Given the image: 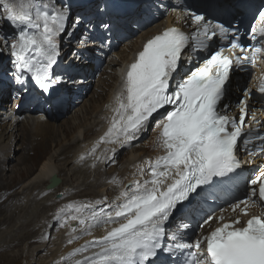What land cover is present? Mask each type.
Listing matches in <instances>:
<instances>
[{
	"label": "snow or ice",
	"instance_id": "snow-or-ice-1",
	"mask_svg": "<svg viewBox=\"0 0 264 264\" xmlns=\"http://www.w3.org/2000/svg\"><path fill=\"white\" fill-rule=\"evenodd\" d=\"M0 9V19L11 30L0 34V51L8 50L12 76L22 87L34 82L49 96L63 80L55 71L61 40L82 26L85 33L99 32L103 45L104 34L120 19L117 0H0ZM257 11L261 26L251 28V45L241 42L237 25L209 18L200 9L183 14L190 31L169 27L143 44L126 70L107 130L87 155L102 144L105 151L113 146V153L115 146L129 145L156 115L161 117L156 139L162 154L145 161L146 167L137 166L141 178L124 185L113 200L58 210V216L66 209L75 213L64 224L78 222L70 227L69 244L96 228L105 229L102 236L73 249L69 255L80 257L74 264H264V213H247L251 204L264 206V167L246 181L242 196L227 205L233 212L240 209L246 220L237 216L226 221L227 209L220 208L219 216L208 215L200 224L203 228L215 221L217 226L186 242L192 225L182 213L197 197L232 195L242 170L241 151L246 162L264 156V122L257 120L254 109L248 117L251 89H241L235 105L238 118L227 114L232 105L224 102L232 70L254 65L264 54V10ZM90 38L80 44L86 46ZM185 58L199 66L181 73ZM256 91L264 97V78ZM175 220L180 222L171 230Z\"/></svg>",
	"mask_w": 264,
	"mask_h": 264
},
{
	"label": "bare ground",
	"instance_id": "bare-ground-1",
	"mask_svg": "<svg viewBox=\"0 0 264 264\" xmlns=\"http://www.w3.org/2000/svg\"><path fill=\"white\" fill-rule=\"evenodd\" d=\"M66 1L70 2V0ZM147 5H145V7ZM144 8L140 11L142 12L141 16L135 18V24L139 23L138 25L141 26V24H145L148 21L152 22L144 29L139 30V35L137 36H134L135 34L132 32L130 24L128 25V32L120 35L123 36L121 40L123 44L119 51H113V53H111V57L109 58L110 61H108L104 71L100 74L101 76L100 79H98L95 91L92 92L89 99L84 101L82 105L74 107L75 109L72 115H68L69 117H66L62 123H56L51 120V117L55 116L54 111H52V115L43 119L40 116L41 114H36L34 113L35 111H32L34 107H30V111L32 112L28 111V115L24 114L26 119L17 121L14 119L15 121L12 122L10 120L12 117L16 118L22 113V110L17 109L20 105V101L16 100L17 98L13 101V108L11 109H14L16 112L11 115L9 120L6 119L5 113L0 110V225L2 224L8 227L7 229L5 227L4 231L0 230V259L5 261L4 264H74L75 259L80 257H72L69 255L73 249L80 247L86 241L93 239V237L102 236L105 229L104 227L96 228L92 230L91 235H83L80 239L74 240L73 243L69 244L70 227H78V222L68 221V223L64 224V219L68 215L75 213L72 210L66 209L63 214L58 216V210L68 204L78 205L104 198H107L108 201L113 200L124 185H127L133 179L141 178L137 166L146 167L145 161L151 160L153 156L158 153L159 146L156 139L158 130L156 131V129L153 128L152 130L146 129L143 131L139 138L132 141L129 145L124 147L115 146V153L110 150L113 146L110 145L109 150L105 151V146L102 144L96 149L95 154L87 155L94 143L99 140L109 126L113 115L112 109L115 106V97L119 94L118 91H116L119 69L122 66L128 68L131 57L138 52L145 39L161 31L169 24L170 20L179 23L185 30H189V28L185 26L183 14L192 9H181L176 13H181L180 17L176 14L175 17H173L174 14L169 12L170 18L163 23L162 16L159 15L160 11L164 12L161 10V8H163L161 5L154 4L147 6L145 10ZM69 23L72 22L68 21V25ZM188 23H190V21H188ZM116 28L118 29V27ZM8 29H10L9 26ZM78 29L79 28L75 30ZM10 31L11 30L8 32L10 33ZM3 32L6 31L0 29V34H3ZM73 37L74 30L70 38ZM128 37L129 39H127ZM68 38L69 37H65L61 42L67 43L68 41L66 39ZM2 43L3 42L0 41L1 48ZM80 45V41L77 40L73 46L78 47ZM117 47L118 44H114L112 50ZM5 53L0 51V60L2 61L0 70L5 63L4 61L7 60ZM61 54H64L62 50ZM99 56L101 55L94 57L98 59ZM71 57L73 56H70V58ZM94 57H87V61L80 58L82 59L81 61L78 57L79 60L74 63L77 67L71 62L73 68L79 71L78 77L85 78L87 76L86 72L91 71L93 67L91 64L94 62ZM103 58L104 57H102L98 63H101ZM190 64L187 58L183 59L181 61L180 72L188 69ZM107 68H109V70H107ZM69 71H72V68ZM231 80H233L231 87L233 84L236 86V89L233 91L234 97L231 102H229L226 97L224 102L232 105L227 111V114L238 118V108H236L235 105L238 98L242 96L240 89L242 80L239 79L238 75L234 72L231 73ZM4 83L7 84V80L4 81ZM27 87L29 86L26 85V87H22L19 85L15 88L14 94H18L21 90L26 91ZM245 87L252 90L256 87V82L251 81L247 83ZM6 93L7 89L0 87L1 100L3 96H5L2 100L4 104ZM74 93H76L74 86L65 82V88L61 95L63 97L67 95L68 99L66 101L71 103L75 102L80 97L73 100ZM45 99L47 101L51 100L50 96L46 93ZM40 103L41 100L36 104ZM63 106L64 104L62 107ZM249 107L250 111L248 117L250 118L252 115L251 110H253L251 101L249 102ZM256 118L261 121L258 115H256ZM144 136H147V138L143 139ZM36 138H38V141L35 142ZM17 141L21 142L16 145ZM12 146L14 148L13 151L15 150L18 152V150L22 149L17 155L16 162H14V154L10 152ZM125 147H130L125 153L126 158L124 161H119V154ZM30 150H35V152H32L31 156H28L29 154L27 155V153ZM240 154L241 158L245 161V163H242V167L248 170L256 168L257 165L260 169L264 167V163H258L259 157L254 158L251 162H246L248 157L242 151ZM82 156L84 159H81ZM97 156H99L100 159H96ZM60 159H63L62 163H58ZM38 162H40V164L35 168L34 165ZM6 163L9 164L7 165V170H5L4 167ZM107 163H111L113 167H110L108 170H103ZM2 164L3 167H1ZM66 167L70 177L68 182L69 187L63 189L62 186L65 181L62 172ZM70 167L71 170L69 169ZM8 171L11 174L7 177ZM54 173L60 177V182L62 176L63 182L61 185H59V182L54 187L47 189L54 193L60 191L62 187L65 198H63L62 200L64 201L61 200V203L58 205H56L54 201L48 200V197H44L47 195L45 194L44 188L48 184L49 178ZM17 174H19V177H16ZM18 185H21L22 190L17 193L18 200L16 204L14 206L12 204V209H16V211L13 213V210H11L12 213L8 214L7 211L11 206V201H13L12 195L8 193L13 191ZM42 186H44V188H42ZM14 195H16V193H14ZM203 198L204 197L195 198L190 208L182 210L184 217L190 219L192 225L189 229L190 235L195 232L196 220L203 222V219H206L208 215L219 216L220 208L227 209L224 212L226 221L234 219L237 216H239L242 221L247 218L240 209L233 212L227 206L207 212L206 207L201 202ZM32 207L34 208L32 209L34 210L33 212L31 210ZM17 211H19V213L23 211L22 213L25 214L24 218L20 217ZM247 213L248 216L260 215L264 213V206L251 204L247 207ZM62 215H64L63 220L60 218ZM180 215V213L177 214L178 217ZM26 216H28L27 218H29V220L25 218ZM37 217H39L38 220ZM52 220H54L53 226ZM179 222V220L174 222L171 230H174ZM62 224L63 226H61ZM44 226L46 228H44L43 233L35 235V227L43 228ZM216 226L217 223L215 221L210 222L209 225H205V230H207L197 231L195 239L197 240L205 236L211 228ZM47 227H51V229L48 230ZM190 235L186 234L184 236L186 242L191 239ZM8 237L9 239H7Z\"/></svg>",
	"mask_w": 264,
	"mask_h": 264
},
{
	"label": "rangeland",
	"instance_id": "rangeland-1",
	"mask_svg": "<svg viewBox=\"0 0 264 264\" xmlns=\"http://www.w3.org/2000/svg\"><path fill=\"white\" fill-rule=\"evenodd\" d=\"M66 2H68V1H66ZM3 12V10L2 9H0V13H2ZM165 18V17H164ZM163 19V18H162ZM70 22H72V21H70ZM68 23V22H67ZM8 24H6V23H4V21L2 20V19H0V29L1 30H3V29H5L6 30V32H8L10 29H8V26H7ZM139 31V30H138ZM138 31H136V33H135V35L134 36H137V35H139V32ZM76 32H80V28L78 29V30H74V37L73 38H68V39H66L68 42L66 43V44H68L69 43V45H70V48L74 45V43L75 42H77V40L75 39V37H76ZM127 39H129V37L127 38ZM74 42V43H73ZM72 44V45H71ZM122 42L120 43V44H118V47L116 48V49H114V50H112L111 52H109V54L108 55H106V56H104V55H101V56H99V58L98 59H96L95 57H94V62H93V64H91V66H93L92 68H91V71H87L86 73V77L85 78H81L80 76L78 77V75L79 74H74L73 76H72V82L71 83H68V80H66V82L69 84V85H71L72 84V86H74V88L76 89V93H74V97H73V100H75V99H77V97H79V99H77L75 102H68V101H66L65 103H64V106L62 107L63 109L62 110H56V112H55V116L54 117H51V120L52 121H54V122H56V123H62V121L66 118V117H69L70 115H72V113L74 112V107H76L77 105H82V103L84 102V101H86L87 99H89V97L91 96V94H92V92L93 91H95V89H96V86H97V83H98V79H100V74L104 71V68L106 67V65H107V63H108V61H110L109 60V58L111 57V53H113V51H119V49H120V47L122 46ZM69 47V46H68ZM68 47H65V48H67L68 49ZM0 49H2L1 47H0ZM63 49L64 48H62L61 50L63 51ZM64 50L63 52H64V54L63 55H70L69 54V52H68V50ZM73 49V48H72ZM2 52L3 53H5V54H8V50H6V49H4V50H2ZM89 53V52H88ZM71 55H72V53H71ZM77 57V58H76ZM76 57H71V59H72V62L73 63H75V62H77L81 57L80 56H77L76 55ZM78 57H79V59H78ZM87 57H89V54H88V56ZM102 57H104L103 58V60H102V62L101 63H98L99 62V60H101L102 59ZM81 61H82V59H80ZM89 63V62H88ZM107 70H109V68H107ZM106 70V71H107ZM81 78V79H80ZM232 81L233 80H231V83H232ZM77 87H79V88H77ZM236 89V86H235V84H233L232 85V87H231V84H230V88L228 89V100H229V102H231V100L233 99V97H234V93H233V91ZM78 91V92H77ZM67 96V95H66ZM7 97V96H6ZM237 97V96H236ZM5 98V96H3V98H2V100ZM1 100V101H2ZM16 100H18V99H16ZM13 101H14V99L11 97L10 98V101H9V99L6 101V103L4 104V102L2 101V104H3V106L1 107L2 109H1V112H3V113H5V117H6V119H8L9 120V118L11 117V114H13L14 113V109L13 110H11L12 108H13ZM60 101H61V99H60ZM38 109V110H37ZM36 110L37 111H35L34 113H36V112H40L42 109H40V108H37ZM11 110V111H10ZM28 115V113H26V112H24V113H22V115L19 117V116H17L16 118H11L10 120L12 121V122H14L15 120L14 119H17L18 118V120H22V119H26V116L25 115ZM42 115V114H41ZM69 115V116H68ZM4 116V115H3ZM8 117V118H7ZM43 118V117H42ZM44 119V118H43ZM144 138H147V136H145V137H143V139ZM37 139V140H36ZM35 139V142L36 141H38V138H36ZM21 141H17L16 142V145H17V143H20ZM15 145V146H16ZM35 147V146H34ZM130 147H125L124 149H123V151L119 154V157H118V159H119V161H124V159L126 158V155H125V153L128 151V149H129ZM11 153L12 154H14L13 156H15V159H14V162H16L17 161V155L20 153V151H22V149L21 150H18V152L17 151H13V146L11 147ZM14 152V153H13ZM34 153L35 152V150H33V151H29L28 153H27V155L28 156H31V153ZM35 156V155H34ZM34 156H32V157H34ZM31 157V158H32ZM41 161V160H40ZM13 162V163H14ZM63 162V159H60L59 161H58V163H62ZM39 164H40V162H38L36 165H34V167L35 168H37L38 166H39ZM7 165H9V164H4V167H5V170H7ZM1 167H3V164L1 165ZM110 167H113V165H111V163H107V165H105L104 166V169L103 170H108ZM34 168V169H35ZM70 170H71V167L69 168ZM68 172V173H67ZM9 173V174H8ZM8 173H7V177H8V175H10L11 173L8 171ZM64 174V175H63ZM62 176H63V178H64V181H65V183H64V185L62 186L63 187V189L64 188H67V187H69L68 186V182H69V179H70V177H69V171L67 170V167L64 169V171L62 172ZM62 176H61V182H60V184L59 185H61L62 184V182H63V178H62ZM16 177H19V174H17V176ZM21 177V176H20ZM66 180H68V181H66ZM65 186V187H64ZM62 187H61V190L60 191H57V192H54V193H52L51 191H48V189L45 187L44 188V186H42V188H44V191L46 192L45 194H47V195H45L44 197L45 198H47L48 200H52V201H54L55 203H56V205H58V204H60L61 203V200L63 199V198H65V195L63 194V189H62ZM56 188V187H55ZM54 188V189H55ZM81 188V187H80ZM21 190H22V187H21V185H18L16 188H14V190L13 191H11V192H9L8 194H11L12 195V198H13V201H11V206L9 207V210L7 211V213L9 214V213H14L15 211H16V209L14 210V209H12L13 208V206L16 204V201L18 200V196H17V193L18 192H21ZM51 192V193H50ZM14 193H16V195H14ZM58 193H60V195H58ZM49 194V195H48ZM58 200V201H57ZM62 201H64V200H62ZM12 204H13V206H12ZM11 208V209H10ZM32 209H34L33 207L31 208V210ZM11 210H13L12 212H11ZM18 210H19V208H18ZM10 211V212H9ZM34 210H32V212H33ZM18 213L17 214H19V216L20 217H23L24 218V215L25 214H23L22 212H20L19 213V211H17ZM28 216H26L25 218L27 219V220H29V218H27ZM22 218V219H23ZM60 218H62V220H63V218H64V215H62V216H60ZM39 219V217H37V220ZM61 222V221H60ZM53 223H54V220H52V226H53ZM62 223V222H61ZM47 225V224H46ZM45 225V226H46ZM43 227V228H37V227H35L36 228V232H35V235H40V234H42L43 233V231H44V228H46V227ZM5 227H6V225H0V230L1 231H4L5 230ZM8 227H6V229H7ZM3 229V230H2ZM10 229V228H9ZM47 229L49 230V229H51V227H47ZM46 229V230H47ZM7 239H9V237L7 238ZM23 244V243H22ZM25 245V244H24ZM1 253V252H0ZM5 263V261L3 260V259H0V264H4Z\"/></svg>",
	"mask_w": 264,
	"mask_h": 264
},
{
	"label": "water",
	"instance_id": "water-1",
	"mask_svg": "<svg viewBox=\"0 0 264 264\" xmlns=\"http://www.w3.org/2000/svg\"><path fill=\"white\" fill-rule=\"evenodd\" d=\"M59 182H60V177H57L55 175H52L49 178V182L46 185V188L50 189V188L54 187L55 185H57Z\"/></svg>",
	"mask_w": 264,
	"mask_h": 264
}]
</instances>
